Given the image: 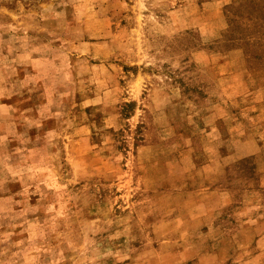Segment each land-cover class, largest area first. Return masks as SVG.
Here are the masks:
<instances>
[{"label":"rangeland","instance_id":"1","mask_svg":"<svg viewBox=\"0 0 264 264\" xmlns=\"http://www.w3.org/2000/svg\"><path fill=\"white\" fill-rule=\"evenodd\" d=\"M0 264H264V0H0Z\"/></svg>","mask_w":264,"mask_h":264}]
</instances>
